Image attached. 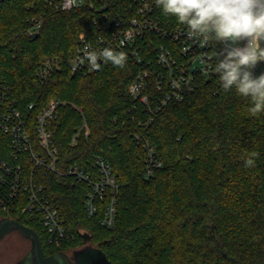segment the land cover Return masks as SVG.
I'll use <instances>...</instances> for the list:
<instances>
[{"label": "trees", "instance_id": "trees-1", "mask_svg": "<svg viewBox=\"0 0 264 264\" xmlns=\"http://www.w3.org/2000/svg\"><path fill=\"white\" fill-rule=\"evenodd\" d=\"M92 1L93 9L69 12L44 0L6 1L0 7V73L22 109L36 105L32 120L50 101L63 103L53 121L58 167L78 165L94 180L96 159L111 167L118 185L115 226H101L109 196L89 218L84 207L89 185L67 176L42 182L72 239L52 244L36 219L16 211L0 210V218L36 231L46 256L91 246L112 264H264V113L251 116L250 101L234 89L226 92L218 75L196 77L182 101L157 108L167 93L154 77L159 48L181 57L179 44L161 33L146 32L137 41L141 63L133 49H114L127 54L124 68L108 63L97 72L72 73L69 61L80 38L104 35L94 24L101 14L122 19L138 13L139 0ZM152 3L162 27L180 23ZM37 13L42 28L31 37L26 19ZM47 59L59 69L43 79ZM148 62L151 109L129 93ZM261 73L264 61L254 69ZM252 152L258 153L255 166L245 167Z\"/></svg>", "mask_w": 264, "mask_h": 264}, {"label": "built area", "instance_id": "built-area-1", "mask_svg": "<svg viewBox=\"0 0 264 264\" xmlns=\"http://www.w3.org/2000/svg\"><path fill=\"white\" fill-rule=\"evenodd\" d=\"M6 1L8 0H0V7ZM44 1L47 6L61 12L94 8L92 0ZM137 10V16L133 18L111 19L108 15L101 14L94 24L103 30L104 35L95 39L80 38L76 54L69 61L71 72H97L90 71L86 61L84 64L79 62L84 58L86 50L104 47L133 49V56L141 63L144 59L139 55L140 48L137 49L135 45L146 32H155L178 43L181 56L176 57L166 46L159 48L155 59L159 70L154 77L157 88H167V93L156 103L157 108L166 106L169 101H182L186 94L194 90L196 77L211 79L217 75L214 66L217 52L223 47L221 44L209 39L202 47V40L190 36L187 26L181 23L174 29L168 28V22L162 27L155 15L152 0H139ZM26 21L28 35H38L42 28V16L33 14ZM201 60L205 62L202 63ZM99 62L102 67L104 63ZM147 66L150 68L137 74L129 87V93L147 109H151L154 98L146 92L149 78L153 75L152 62H148ZM57 69L58 64L47 59L41 77L48 79ZM62 105L59 100H52L32 120L36 105L30 104L22 109L0 73V210L4 213L16 211L36 219L48 235L49 242L56 245L63 240L72 239L73 235L69 234L59 208L48 197L46 186L42 182L44 177L67 176L86 182L90 192L84 200V207L89 218L97 213L98 201L102 202L109 196L110 201L107 203L101 226L112 229L117 216L118 185L111 167L104 160H95L98 180H94L90 173L84 172L78 165H72L66 170L58 167L59 153L54 141L56 130L53 121L58 117ZM147 174H151L150 168ZM92 208L95 211L90 214Z\"/></svg>", "mask_w": 264, "mask_h": 264}, {"label": "clouds", "instance_id": "clouds-1", "mask_svg": "<svg viewBox=\"0 0 264 264\" xmlns=\"http://www.w3.org/2000/svg\"><path fill=\"white\" fill-rule=\"evenodd\" d=\"M156 4L186 25L190 36L202 40V47L209 39L223 46L214 66L221 87L248 99L251 116L264 113V73L254 74L258 62L264 61V0H156ZM85 61L90 71L100 69L99 61L122 69L127 54L104 47L86 50L79 63ZM257 156L252 152L245 167H254Z\"/></svg>", "mask_w": 264, "mask_h": 264}, {"label": "water", "instance_id": "water-1", "mask_svg": "<svg viewBox=\"0 0 264 264\" xmlns=\"http://www.w3.org/2000/svg\"><path fill=\"white\" fill-rule=\"evenodd\" d=\"M13 231H19L31 241L29 253L15 264H112L102 251L91 246L75 252L72 258L62 253L46 256L36 231L13 219L0 220V242ZM88 242L89 239L85 240Z\"/></svg>", "mask_w": 264, "mask_h": 264}, {"label": "rangeland", "instance_id": "rangeland-1", "mask_svg": "<svg viewBox=\"0 0 264 264\" xmlns=\"http://www.w3.org/2000/svg\"><path fill=\"white\" fill-rule=\"evenodd\" d=\"M31 248L30 239L26 238L19 231H13L0 242V264H15ZM75 252H69L68 256L73 257Z\"/></svg>", "mask_w": 264, "mask_h": 264}, {"label": "flooded vegetation", "instance_id": "flooded-vegetation-1", "mask_svg": "<svg viewBox=\"0 0 264 264\" xmlns=\"http://www.w3.org/2000/svg\"><path fill=\"white\" fill-rule=\"evenodd\" d=\"M0 220H1V218H0ZM5 237H6V236H5ZM5 237H4V238H5Z\"/></svg>", "mask_w": 264, "mask_h": 264}]
</instances>
